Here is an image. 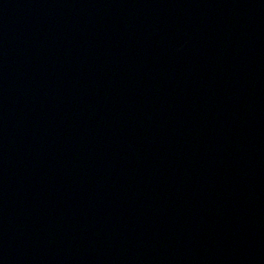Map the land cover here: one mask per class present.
<instances>
[{
	"label": "water",
	"instance_id": "1",
	"mask_svg": "<svg viewBox=\"0 0 264 264\" xmlns=\"http://www.w3.org/2000/svg\"><path fill=\"white\" fill-rule=\"evenodd\" d=\"M0 264H264V0H0Z\"/></svg>",
	"mask_w": 264,
	"mask_h": 264
}]
</instances>
